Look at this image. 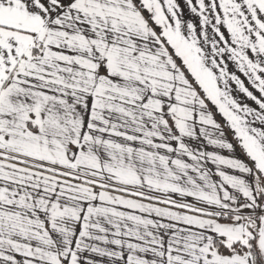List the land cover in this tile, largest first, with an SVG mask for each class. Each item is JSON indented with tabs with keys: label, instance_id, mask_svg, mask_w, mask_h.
I'll list each match as a JSON object with an SVG mask.
<instances>
[{
	"label": "snow or ice",
	"instance_id": "snow-or-ice-1",
	"mask_svg": "<svg viewBox=\"0 0 264 264\" xmlns=\"http://www.w3.org/2000/svg\"><path fill=\"white\" fill-rule=\"evenodd\" d=\"M0 264H264V0H0Z\"/></svg>",
	"mask_w": 264,
	"mask_h": 264
},
{
	"label": "crops",
	"instance_id": "crops-1",
	"mask_svg": "<svg viewBox=\"0 0 264 264\" xmlns=\"http://www.w3.org/2000/svg\"><path fill=\"white\" fill-rule=\"evenodd\" d=\"M219 119V117H217Z\"/></svg>",
	"mask_w": 264,
	"mask_h": 264
}]
</instances>
